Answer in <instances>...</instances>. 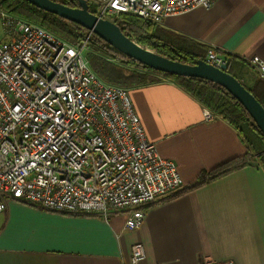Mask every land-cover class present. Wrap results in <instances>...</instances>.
Instances as JSON below:
<instances>
[{
	"label": "crops",
	"instance_id": "0c3cea01",
	"mask_svg": "<svg viewBox=\"0 0 264 264\" xmlns=\"http://www.w3.org/2000/svg\"><path fill=\"white\" fill-rule=\"evenodd\" d=\"M160 25L233 58L247 86L260 76L248 59H264V0H216ZM127 89L147 137L176 162L185 190L151 205L135 229L126 226L127 210L65 213L8 198L0 264H127L134 243L144 245L142 264H264V167L253 161L193 187L204 171L247 152L238 130L219 115L206 120L204 105L172 81Z\"/></svg>",
	"mask_w": 264,
	"mask_h": 264
},
{
	"label": "built area",
	"instance_id": "2783aa9c",
	"mask_svg": "<svg viewBox=\"0 0 264 264\" xmlns=\"http://www.w3.org/2000/svg\"><path fill=\"white\" fill-rule=\"evenodd\" d=\"M215 1L90 0L113 22L127 12L154 23ZM0 22V213L8 198L65 213L127 210L126 226L135 229L151 205L185 190L176 162L147 137L129 91L103 81L83 56L93 31L81 27L73 44L1 7ZM205 60L222 67L230 59L210 48ZM251 62L264 74V59ZM203 115L216 117L206 107ZM145 256L134 243L127 264Z\"/></svg>",
	"mask_w": 264,
	"mask_h": 264
},
{
	"label": "trees",
	"instance_id": "16d2710c",
	"mask_svg": "<svg viewBox=\"0 0 264 264\" xmlns=\"http://www.w3.org/2000/svg\"><path fill=\"white\" fill-rule=\"evenodd\" d=\"M56 1L70 6L78 5V0ZM0 3L3 10L22 19L39 23L70 43L76 44L82 38V26L55 13L41 9L28 0H2ZM90 10L96 13L94 6H90ZM117 24L124 33L138 43L148 46L155 52L169 58L195 63L198 59H204L207 56L209 47L206 44L184 38L160 24L153 23L138 15L121 13ZM89 47L96 52L88 54L90 64L94 71L105 81L124 87L172 81L178 84L186 93L196 98L212 113L222 116L238 130L247 145V152L243 156L230 159L210 171H204L193 187L200 186L253 161L259 162L264 167V134L252 120L244 105L226 88L199 77L163 72L130 58L117 64L107 57L109 54H115L113 48L96 33L93 34ZM101 54H105L106 57ZM125 63L133 66L136 70L123 67L126 65ZM233 64L234 60L232 58L228 62V71L242 81L238 73L233 70ZM245 65L244 63L243 67ZM242 83L264 106V77L258 76L252 86H247L243 81Z\"/></svg>",
	"mask_w": 264,
	"mask_h": 264
},
{
	"label": "water",
	"instance_id": "95a60500",
	"mask_svg": "<svg viewBox=\"0 0 264 264\" xmlns=\"http://www.w3.org/2000/svg\"><path fill=\"white\" fill-rule=\"evenodd\" d=\"M28 1L93 31L121 53L147 66L163 72L199 77L220 84L244 105L264 134V106L240 79L228 71V65L218 67L202 58L195 63H188L161 55L132 39L116 22L90 11L87 0H78L79 6H70L56 0Z\"/></svg>",
	"mask_w": 264,
	"mask_h": 264
},
{
	"label": "rangeland",
	"instance_id": "374dc122",
	"mask_svg": "<svg viewBox=\"0 0 264 264\" xmlns=\"http://www.w3.org/2000/svg\"><path fill=\"white\" fill-rule=\"evenodd\" d=\"M81 31H82V33H84L85 31H84V29H82L81 28ZM3 38V27H2V25H1V22H0V40ZM113 50H114V52H115V54L113 55V54H109V55H107V57L110 59V60H114V59H118L119 60V62H122V60H121V54L120 53H118L114 48H113ZM89 53H96V52H94V50L91 48V47H89V46H85L84 47V49H83V56L86 58V59H88V54ZM102 56H104V57H106V55L105 54H101ZM112 56V57H111ZM114 56V57H113ZM112 58H114V59H112ZM206 58V57H205ZM204 58V59H205ZM115 61V60H114ZM124 61V60H123ZM117 64H120L117 60L115 61ZM126 65H124L123 67H125V68H127V69H129V70H136V69H134L133 68V66H131V65H129V64H127V63H125ZM228 65V64H227ZM164 79V78H163ZM165 80V79H164ZM134 103V102H133Z\"/></svg>",
	"mask_w": 264,
	"mask_h": 264
},
{
	"label": "bare ground",
	"instance_id": "6f19581e",
	"mask_svg": "<svg viewBox=\"0 0 264 264\" xmlns=\"http://www.w3.org/2000/svg\"><path fill=\"white\" fill-rule=\"evenodd\" d=\"M88 1V3H89V9H90V6H93V4L90 2V0H87ZM77 6H79V1H78V5ZM212 7V6H211ZM210 7V8H211ZM204 8V7H203ZM206 9H209V8H206ZM91 11V10H90ZM94 13V12H93ZM122 13H127V12H122ZM96 14V13H95ZM121 14V13H120ZM120 14L118 15V17H117V20L119 19V16H120ZM130 14V13H129ZM133 14V13H132ZM135 15H137V14H135ZM173 15H175V14H173ZM139 16V15H138ZM168 16H170V15H168ZM141 17V16H140ZM145 19V18H144ZM117 20H116V23H117ZM154 23V22H153ZM162 23V22H161ZM161 23H157V24H161ZM50 31V30H49ZM52 32V31H51ZM92 38V37H91ZM91 38H90V40H91ZM90 40H89V42H90ZM89 42H88V45L87 46H89ZM107 42V41H106ZM107 44L108 45H110L112 48H114L111 44H109L108 42H107ZM142 45V44H141ZM148 47V46H147ZM211 48H215V47H211ZM115 49V48H114ZM151 49V48H150ZM210 48H208V50H209ZM216 49V48H215ZM118 53H120L121 54V60L123 61V60H125V61H127V59H133V58H131V57H129V56H127V55H125V54H123V53H121L120 51H118L117 49H115ZM217 50V49H216ZM218 51V50H217ZM253 58V57H252ZM252 58H249L248 59V63H250L251 65H253L258 71H259V74H260V76L261 77H264V74H262L261 72H260V70L257 68V66L254 64V63H252L251 62V59ZM112 59H114V58H112ZM115 60V59H114ZM133 60H135V59H133ZM88 61H89V59H88ZM116 61V60H115ZM136 62H138L137 60H135ZM118 62H119V60H118ZM89 63H90V61H89ZM119 63H122V62H119ZM91 65V64H90ZM92 67V66H91ZM93 69V68H92ZM94 70V69H93ZM95 72V71H94ZM96 73V72H95ZM97 74V73H96ZM98 75V74H97ZM99 76V75H98ZM100 77V76H99ZM101 78V77H100ZM102 79V78H101ZM103 81H105L104 79H102ZM106 83H110V82H107V81H105ZM110 84H113V83H110ZM113 85H116V84H113ZM118 86H120V85H118ZM121 87H124V86H121ZM124 88H126L127 89V87H124ZM128 90V89H127ZM129 91V90H128ZM130 93V92H129ZM136 108V107H135ZM137 111V110H136ZM138 113V112H137Z\"/></svg>",
	"mask_w": 264,
	"mask_h": 264
}]
</instances>
